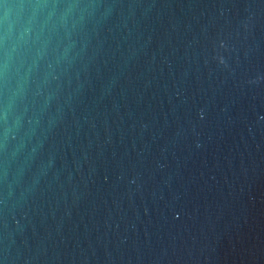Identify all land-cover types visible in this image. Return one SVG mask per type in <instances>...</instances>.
Instances as JSON below:
<instances>
[{
	"label": "water",
	"instance_id": "obj_1",
	"mask_svg": "<svg viewBox=\"0 0 264 264\" xmlns=\"http://www.w3.org/2000/svg\"><path fill=\"white\" fill-rule=\"evenodd\" d=\"M0 264H264V0H0Z\"/></svg>",
	"mask_w": 264,
	"mask_h": 264
},
{
	"label": "clouds",
	"instance_id": "obj_2",
	"mask_svg": "<svg viewBox=\"0 0 264 264\" xmlns=\"http://www.w3.org/2000/svg\"><path fill=\"white\" fill-rule=\"evenodd\" d=\"M4 23L6 25V34H7V26L10 24V21H9V14H8V11H7V6H5V12H4Z\"/></svg>",
	"mask_w": 264,
	"mask_h": 264
}]
</instances>
